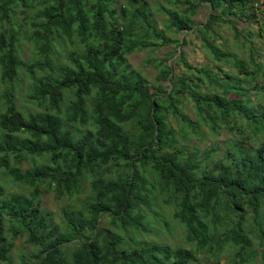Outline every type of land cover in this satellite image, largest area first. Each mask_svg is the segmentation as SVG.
<instances>
[{"label": "trees", "instance_id": "1", "mask_svg": "<svg viewBox=\"0 0 264 264\" xmlns=\"http://www.w3.org/2000/svg\"><path fill=\"white\" fill-rule=\"evenodd\" d=\"M115 1L0 0V177L30 190V199L6 196L0 185V263L11 262L9 240L25 236L36 252L24 264H223L225 252L232 264H264V61L222 50L213 30L235 28L234 19L253 24L249 1ZM200 8L208 14L197 23ZM191 34L214 68L179 54ZM26 44L32 56L22 60ZM66 44L63 63L54 49ZM166 46L184 74L166 57L149 58L150 83L126 65L135 52ZM24 81L23 101L35 112L17 108ZM185 101L196 123L183 113ZM168 115L183 123L184 136L222 124L239 135L228 142L227 162L209 168L208 155L178 146ZM27 159L32 167L22 171ZM84 181L89 195L63 210L60 223L34 205L40 187L73 200ZM151 201L175 209L186 247L138 238L151 232L143 213Z\"/></svg>", "mask_w": 264, "mask_h": 264}, {"label": "rangeland", "instance_id": "2", "mask_svg": "<svg viewBox=\"0 0 264 264\" xmlns=\"http://www.w3.org/2000/svg\"><path fill=\"white\" fill-rule=\"evenodd\" d=\"M152 0H149L151 3ZM123 4V0H116L115 6H121ZM208 14V10L204 8H200L197 15L193 18L197 23H201ZM157 24L156 28L163 29L167 25L166 17L159 14L157 16ZM235 28H232L228 25H222L214 28L216 44L221 46L222 50L227 51L230 54L235 55L237 58L247 61L248 56L251 53L256 54L252 56L255 61H264V33L260 34L259 26L260 24H252L251 21H246L242 19L239 21L234 19ZM248 32H247V31ZM249 31L252 33L249 34ZM175 35V34H173ZM181 37V33H179ZM177 37V36H171ZM186 44L183 48H179V54L183 51L185 56V60L195 67H202V66H209L215 67V63L212 60V56L208 52L207 49L203 48L202 41L196 37L195 34L186 35ZM211 35L208 36L210 38ZM183 39V36H182ZM245 41H247L246 44ZM25 45V43H23ZM66 49L62 50L61 47L55 46V54L59 57V60L63 63H67L65 59V52L70 50V47L66 44ZM175 50L174 46H166L162 48H158L155 50H141L135 52L127 57L128 68L134 71L140 72V75L143 77L145 76L150 83H152L155 79L156 71L152 64L146 63L149 58L152 60L158 59H165L168 63H170L175 71L176 74H184V68L182 64L174 65V60L177 59L176 56L173 58L167 59L168 52H173ZM31 55V49L28 44L23 51L22 60H28ZM233 73L239 75L236 70H232ZM186 75H188L186 73ZM190 77H193L191 74ZM196 83H199L198 80H194ZM260 82V80H258ZM164 84V83H163ZM187 84H191L187 82ZM21 85V84H20ZM168 85V84H164ZM253 86V83L251 84ZM24 87V89H23ZM207 86L202 85L199 89L202 92L207 91ZM249 87V85L247 86ZM3 87L0 86V93ZM27 90V82H23L21 85L20 90H16L15 97H16V104L18 107H25V109L35 112L36 109L34 106L26 105L23 99L26 96ZM253 96L252 93H250ZM183 113L188 116L191 120L195 123L196 115L194 110L191 107V104L185 101V106L182 109ZM169 127L176 133L178 138V146H185L187 147V151H191L193 149H198L202 152V159L204 158V153L206 156L209 157L207 166L210 168L214 165L218 160H220L224 155L226 150L230 147L229 141L232 142L234 138H237L233 131L226 129V127L221 125L219 132H211L207 128L201 126V129L194 133H189V135L184 136L180 130L183 123L179 121L175 116L168 115ZM186 130H189L186 128ZM45 160H38L39 163ZM225 163V160H222ZM22 171H26L30 167H32L31 162L27 159L26 161L22 162ZM220 171V170H219ZM218 171V172H219ZM1 173V170H0ZM4 178V184H2V179ZM0 185L3 187L5 191V195H23L24 198L30 199L29 189L21 184H13L10 177L6 178L5 176L0 177ZM157 192V191H156ZM89 195L88 191V182L84 181L83 183V190L82 192L75 197L73 200H69L66 196L61 198H57L56 194L53 190L45 191V187H40V194L37 198L36 203H38L44 211L50 212L53 217L55 218L56 222H61V215H63V210L74 208L76 209L79 204H81L84 199ZM158 195V193H157ZM159 198V197H158ZM160 199V198H159ZM161 201V199H160ZM160 201H151V205L149 207L144 208L145 215L151 221V232L149 235L140 234L138 238L141 240H148V241H157L160 239L164 243L171 245V246H187L185 243V232L182 227L175 221H173L172 214L174 213L175 209L166 208V206ZM108 218L104 216L100 222V226H107L108 225ZM7 227V226H6ZM7 237H11L10 233H6ZM139 240H136L138 242ZM12 243V251H11V262L10 264H24L27 261L34 262L32 255L36 252V249L33 245H30L26 242L25 236H16L14 239L9 240ZM131 243V242H128ZM200 258L202 259V254H200ZM230 253L225 252L221 258V263L223 264H232L230 263ZM203 260L206 259L203 257ZM6 264V263H0Z\"/></svg>", "mask_w": 264, "mask_h": 264}, {"label": "clouds", "instance_id": "3", "mask_svg": "<svg viewBox=\"0 0 264 264\" xmlns=\"http://www.w3.org/2000/svg\"><path fill=\"white\" fill-rule=\"evenodd\" d=\"M248 1H249L250 6L252 7V11H253V13L255 15V19H254L255 22L253 24H264V4L263 5H260V7H256L255 6V0H248ZM17 108H19V107H17ZM233 136H236L238 138L239 135H236V134L234 135L233 134ZM237 138H234V140H236ZM226 154H227V150L225 152V155L220 160H218L216 163H218L219 161H222V160H225V163H226L227 162V160L225 159L226 158Z\"/></svg>", "mask_w": 264, "mask_h": 264}, {"label": "built area", "instance_id": "4", "mask_svg": "<svg viewBox=\"0 0 264 264\" xmlns=\"http://www.w3.org/2000/svg\"><path fill=\"white\" fill-rule=\"evenodd\" d=\"M264 4V0H255V6L260 7V5Z\"/></svg>", "mask_w": 264, "mask_h": 264}]
</instances>
